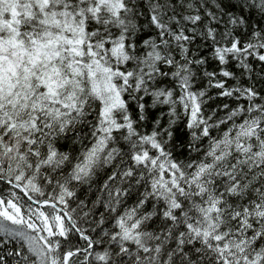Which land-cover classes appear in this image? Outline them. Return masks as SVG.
I'll return each mask as SVG.
<instances>
[{
    "label": "snow or ice",
    "instance_id": "1",
    "mask_svg": "<svg viewBox=\"0 0 264 264\" xmlns=\"http://www.w3.org/2000/svg\"><path fill=\"white\" fill-rule=\"evenodd\" d=\"M0 264H264V0H0Z\"/></svg>",
    "mask_w": 264,
    "mask_h": 264
}]
</instances>
